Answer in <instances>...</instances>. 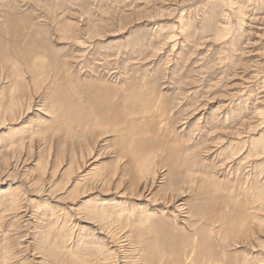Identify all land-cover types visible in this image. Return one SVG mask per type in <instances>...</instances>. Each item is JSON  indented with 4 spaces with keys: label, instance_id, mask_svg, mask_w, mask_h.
I'll list each match as a JSON object with an SVG mask.
<instances>
[{
    "label": "rangeland",
    "instance_id": "374dc122",
    "mask_svg": "<svg viewBox=\"0 0 264 264\" xmlns=\"http://www.w3.org/2000/svg\"><path fill=\"white\" fill-rule=\"evenodd\" d=\"M144 147L158 170L134 186ZM95 200L128 206L111 229L141 228L158 264H264V0H0V264L93 249Z\"/></svg>",
    "mask_w": 264,
    "mask_h": 264
},
{
    "label": "bare ground",
    "instance_id": "6f19581e",
    "mask_svg": "<svg viewBox=\"0 0 264 264\" xmlns=\"http://www.w3.org/2000/svg\"><path fill=\"white\" fill-rule=\"evenodd\" d=\"M18 28V27H17ZM40 62V61H39ZM31 71H33V72H36V70H35V67H32L31 69H30ZM22 74V73H21ZM16 76H18L17 74H15ZM22 75H24V74H22ZM23 86V85H22ZM21 89V88H20ZM135 92V91H134ZM142 93V92H141ZM21 97V96H20ZM16 99V98H15ZM12 101V100H11ZM16 101V100H15ZM132 102V101H131ZM130 101H129V103H131ZM12 105V104H11ZM17 105V104H16ZM14 106V105H13ZM8 107V106H7ZM16 108V107H15ZM12 109V107L10 106V107H8L7 108V112L9 111V112H11L12 113V111H13V109ZM99 113V112H98ZM106 113V112H105ZM102 116V115H101ZM3 120H5V119H3ZM3 122V121H2ZM102 130V129H101ZM77 136L80 134V133H78V132H76L75 133ZM75 134H73V135H75ZM85 134V135H84ZM88 134V135H87ZM72 135V136H73ZM79 136H84V139H85V141H87V136H92V137H96L95 136V133L94 132H89V133H81V135H79ZM99 137V136H98ZM93 139V138H92ZM83 140V139H82ZM82 140H81V142H82ZM84 141V140H83ZM92 141H90L89 139H88V142H87V144H85V148H86V152H88L87 154H91L92 153ZM145 144V143H144ZM83 148V147H82ZM84 148V149H85ZM146 147H144V149H142L143 150V153H139V156H138V159L136 160V161H134V162H131V160H130V162L131 163H133V166H132V173H131V182H133V185L134 186H137V185H139V183L142 181V182H144V183H146L148 180H150V179H153L154 180V175H156V173H157V170H158V166L156 165V162H155V160L153 159V155H154V151L152 150V151H148L147 149H145ZM83 151V150H82ZM81 152V151H80ZM124 152H126V149H125V151H122L121 153L122 154H119V156L121 157V158H123V156H125L126 155V153H124ZM84 153H85V151L84 152H82V157L84 156ZM137 153V152H136ZM13 154V153H12ZM128 154V153H127ZM76 156V154H75V152H74V158H76L75 157ZM127 156H129V155H127ZM87 157V156H86ZM84 158V157H83ZM58 159V158H57ZM73 163H74V161H73ZM73 163H71V164H73ZM164 164V163H163ZM72 165H70L69 166V168H70V170H73V167H71ZM56 168V167H55ZM55 171H54V173L56 172V169H54ZM173 170V171H172ZM171 171L172 172H174L175 173V169L173 168V166H172V169H171ZM170 171V172H171ZM71 174V173H70ZM115 174H116V169H115V171L111 174V176H107V178L106 177H102V178H100V181L101 182H103V184L104 185H108L109 183H110V180L112 179V177L113 176H115ZM172 174V173H171ZM97 178L99 177L98 175H95ZM92 178V177H91ZM180 181V180H179ZM169 186H170V184H169ZM182 184H179V182L177 181V185H175V186H171V188H170V195L172 196L171 197V199H169V200H167V198H165V199H162L165 203H166V201H167V203H171V201L173 200V199H176L177 197H180L183 193H184V188L182 189ZM14 192H16V191H14ZM11 193V192H10ZM13 193V192H12ZM169 195V196H170ZM99 200V199H98ZM98 200H95L94 202H93V204H90V205H87L86 206V214H88V216L91 218V219H97V222L99 223V227H98V229H100V233L101 234H103L104 233V237L101 239L102 241H99V239L97 240V242H94L95 240H94V238H96L95 237V235L94 236H91L90 238H89V240L87 239V240H85V242L84 241H82V242H84V243H90V242H92V245H94L92 248L94 249V248H96L97 250H100L101 249V252L103 253V256H99V258H98V260L96 259H93V256H86V255H88V254H90V250L92 251L93 249H90V248H86L87 249V251H84L85 249L84 248H82L81 250L79 249V248H77V250H76V252L72 249V248H68L67 249V251L66 250H64V252L67 254V256H68V258H69V262H68V264H82V262H84V263H86L87 261L88 262H90L89 264H100V261L101 262H104V264H108L107 262V259H110L111 258V263L110 264H114V262H118V261H121V264H158L159 262H161V259L159 258V256H160V252H155V250L153 249V247L152 248H150L149 246H148V238H147V241L145 240V242L146 243H148L147 245H146V247L145 246H143L141 243H143L142 242V240H141V234L143 233V235L145 236V232L143 231V232H141L142 230H141V228H135V230H133V229H131V233L130 234H128V235H125V236H122V235H120V232L118 231V232H116L115 231V229L114 230H112L111 229V226L110 225H113V224H116L117 222H123V219H124V216L125 215H128V214H133L132 213V211H129L128 209H127V207H125L124 206V208H119L118 207V205H117V202H115L114 200H112V201H114L113 203H112V201L111 200H108V201H106V200H100V201H98ZM110 201V202H109ZM98 202H103L102 204H98ZM123 205V204H122ZM110 206V207H109ZM50 210H51V212L54 210L53 209V207L52 208H50ZM150 210V209H149ZM135 211V210H134ZM164 212V211H163ZM53 213V212H52ZM136 213V212H135ZM141 218H140V221L139 222H141V223H150L153 219H155L154 217H156V216H153V215H149L150 214V211L149 212H147V211H141ZM64 214H66L65 215V219H64V221L62 222V226L60 227V228H58L57 230H58V236H60L59 238H57L56 237V239L53 241L54 243H52V246H55V250H53L52 249V247H50V254L51 255H53V256H55L56 255V253L57 252H60L61 253V251H62V249H63V246H61V245H63V242L65 241H67V239H71V237L69 236L70 235V233H69V229L70 228H68L67 226V222H68V218H69V214H67V212H64ZM152 214V213H151ZM156 215V214H155ZM168 215V214H167ZM172 215V214H171ZM71 216V215H70ZM241 216V215H240ZM153 218V219H152ZM238 218V217H237ZM158 219H161V223H163V226L166 224V226L167 225H171V221H169V222H167L166 220L167 219H165V214L164 213H162L161 214V216H158ZM240 219V218H239ZM144 221V222H143ZM138 222V223H139ZM155 221H153V223H154ZM168 223V224H167ZM147 224V225H148ZM173 224V223H172ZM118 225V224H117ZM152 225V224H151ZM155 225H156V223H155ZM169 225V226H170ZM119 226H121V225H119ZM133 226V225H132ZM139 226H141V224L139 225ZM146 226V225H145ZM153 226H154V224H153ZM159 226V225H158ZM174 226V225H173ZM124 227H121V229H123ZM133 228H134V226H133ZM154 228H156V226L154 227ZM166 228H168V227H166ZM175 228V227H174ZM157 229V228H156ZM207 230V229H206ZM204 228H202V231H201V240H200V242H199V238L197 239V237L195 238V235H197V234H195L196 232H194V237L192 238V240H191V242L193 243V246L192 247H195L194 245H196L195 244V242L196 243H198V244H200V247H201V249L199 250L200 252L199 253H201V254H203V253H205V254H207L208 255V246H209V244H210V239H209V234H208V232L206 231ZM135 231H136V233H135ZM212 231V230H211ZM52 231H46L45 233V235L43 236V238H45V239H47V238H49L50 237V235H52L53 236V238H54V236L55 235H53L52 233H51ZM72 232V231H71ZM171 232H172V229H171ZM173 233V232H172ZM171 233V234H172ZM174 234V233H173ZM172 234V235H173ZM175 234H177V233H175ZM178 235V234H177ZM176 235V236H177ZM136 236L138 237V240L139 241H137L136 240ZM167 236V235H166ZM175 236V235H174ZM174 236H172V237H174ZM179 236V235H178ZM177 236V237H178ZM105 237L106 238H108V239H105ZM183 238V237H182ZM185 238V237H184ZM196 239V241H194L195 239ZM60 239V240H59ZM86 239V238H85ZM97 239V238H96ZM106 240V241H105ZM109 240H111V241H109ZM129 241L127 244H124L123 242H125V241ZM179 240H181V239H179ZM179 240H178V242H179ZM56 241H57V244H56ZM61 242H62V244H61ZM94 242V243H93ZM109 242H111L112 244H115V246L116 247H118V248H116V250H114V249H112L111 248V246H110V244H109ZM174 242V241H173ZM176 242V241H175ZM182 242V241H181ZM49 243V242H48ZM81 244H83V243H81ZM213 244V243H212ZM126 245H128V247H125ZM166 245V244H165ZM82 246V245H81ZM114 246V247H115ZM176 246V245H175ZM189 246H191V244L189 245ZM80 247V246H79ZM197 247H199V245L197 246ZM124 248V249H123ZM188 248V247H187ZM213 248H215V247H213ZM123 249V250H122ZM189 249V248H188ZM193 249V248H192ZM170 250H171V248H170ZM170 250H169V252H170ZM175 250V249H174ZM185 250V249H184ZM56 251V252H55ZM163 251H165V250H163ZM186 251V250H185ZM213 251H215L214 249H213ZM63 252V253H64ZM188 252V251H187ZM194 252V251H193ZM196 252H198V251H196ZM92 253H93V251H92ZM168 253V252H167ZM215 255H216V253L215 252H213ZM157 254H159V255H157ZM166 254V253H165ZM164 254V255H165ZM182 254H183V252H182ZM188 254H190V253H188ZM93 255V254H92ZM167 255V254H166ZM169 256H170V254H169ZM165 257V256H164ZM193 257V256H192ZM216 257V256H215ZM170 258H172L173 259V256L172 257H170ZM205 258V257H204ZM7 260H8V258H6ZM82 259V260H81ZM194 259V258H193ZM100 260V261H99ZM115 260V261H114ZM117 260V261H116ZM170 260V259H169ZM204 260V259H203ZM209 260V259H208ZM211 260V259H210ZM86 261V262H85ZM196 261V260H195ZM199 261L200 260H198V262L197 263H199ZM212 262V261H211ZM163 263H165V262H163ZM167 263V262H166ZM184 263V262H183ZM182 263V264H183ZM102 264V263H101ZM222 264V263H221Z\"/></svg>",
    "mask_w": 264,
    "mask_h": 264
}]
</instances>
